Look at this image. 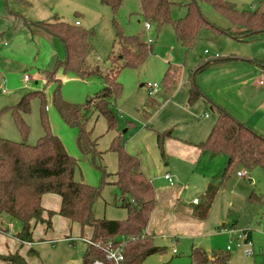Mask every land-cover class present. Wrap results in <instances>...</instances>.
<instances>
[{
    "label": "rangeland",
    "instance_id": "obj_1",
    "mask_svg": "<svg viewBox=\"0 0 264 264\" xmlns=\"http://www.w3.org/2000/svg\"><path fill=\"white\" fill-rule=\"evenodd\" d=\"M169 1L172 3L171 18L173 20L183 18L186 14L184 6L190 0ZM197 1L201 14L210 23L221 29H230L232 33L241 31L240 27L233 26L226 17L208 3ZM225 1L234 4L238 10H252L253 6L257 8L260 2H264V0ZM139 12L138 0H123L115 13L100 0H0V137L12 142L24 141L28 145H34L44 135L45 128H48L50 133L60 140L66 153L76 160L74 180L100 188L99 196L92 208V215L95 219L122 221L126 218L125 209L119 205V191L114 185L117 156L110 146L116 136H120L125 143L130 141L129 149L134 153H128L129 155L141 159L140 154H148L159 168L165 167L167 162L160 154L155 132H161L160 130H163L161 128L176 112L174 105H166L165 102L170 100L174 91L179 92L180 97H183L184 100L191 84L188 80L189 71L194 70L198 64L199 56L206 59V56L203 55L205 49L211 52L214 47L218 46L223 52H227L230 47H233L238 54H245L249 56L248 58L264 59V35L256 41L241 44L221 34H214L206 28H201L195 38L194 47L185 53L177 43L170 25H165L157 30L156 26L152 24L151 31H146L144 19ZM8 16L13 17V21ZM25 19L36 23L53 22L58 19L69 25H74L78 21L81 24L78 26L87 31V42L91 47V53L86 58V62L90 66L100 67L103 73L111 69L114 70L121 63L119 60L113 63L109 59L112 51L117 52V47L114 46L117 30L124 36L135 37L144 43H147L149 38L153 40V43L149 44L152 47V53L136 67L120 68L116 75L120 96L115 102H112V110L116 116L115 128L109 130L105 118L98 112L91 110L89 113L85 130L90 132L91 140L96 142V153L84 154L79 150L77 145L78 128L66 124L53 106L52 96L57 86L54 82L45 85L39 76L41 73L53 69L56 57L49 59L46 54L48 47L46 42L35 35L36 30L44 32L39 28H28L24 23ZM32 31L33 35L30 34ZM51 39L53 38L51 37ZM57 43H59L58 40ZM2 50L11 52L1 53ZM60 50L57 57L59 60L64 58L62 46ZM234 65L242 67L246 64ZM170 66L175 67L177 71L174 81L168 89L164 84V74ZM213 68L195 75L193 80L199 92L212 103L217 104L213 101L210 92L216 90V81L219 76L225 74L226 69L230 68L220 66V64L214 65ZM24 75L30 77L29 82H24ZM33 78H37L38 83L32 80ZM255 78H250L252 87H255ZM56 79L60 81L59 96L61 100L70 105L84 104L89 98L95 97L103 85L102 79L98 76L80 78L73 72L65 73L62 70L56 73ZM261 80H264V75ZM148 84H155L157 88L149 90ZM32 92H42L43 98L32 96L29 100L28 112L19 115L27 128L26 135H23L19 131L18 119L12 114L11 108L24 95ZM230 92L235 97L233 91ZM222 95L229 97V94L215 91V96L224 97ZM149 99L156 101L158 106H153L155 111L147 106ZM178 99L175 97V102H178ZM195 106L196 108L193 109ZM191 109L195 110L194 116L198 122L211 120L214 122L217 117L216 112L210 110V106H204L200 101L194 103ZM205 115L208 116V119L204 118ZM188 126L189 123H177L175 127L168 128H172L173 132L177 133L185 130ZM146 164L149 166L148 162ZM253 171L260 173L261 179L258 182L264 184V173L260 169ZM262 213L264 211H261L256 219L251 218L247 222L248 224L240 227V229L248 227L250 230L251 256H246L243 249L236 247L231 241L228 264H264V214ZM8 219L6 215L2 216L0 219L2 228H7ZM19 230L20 223L11 220L9 235H15ZM89 232L88 228L83 229V235ZM49 235V237L41 238L52 239L53 243L39 241L32 246L38 252L40 262L61 264L62 261L72 258V256L80 257L79 252L83 258L87 243L82 238H75L80 236L79 226L68 224L65 230L61 231L58 228ZM68 235L75 238L73 246H70L71 242L63 239ZM34 240L37 239L34 238ZM218 244L217 242L215 246L219 247ZM226 245L224 246L226 247ZM172 247L176 248V254L171 253ZM172 247L168 249L165 247L163 252L153 256L154 259H158L160 264H192L188 253H183L180 246ZM216 247H213V250H217Z\"/></svg>",
    "mask_w": 264,
    "mask_h": 264
},
{
    "label": "trees",
    "instance_id": "obj_2",
    "mask_svg": "<svg viewBox=\"0 0 264 264\" xmlns=\"http://www.w3.org/2000/svg\"><path fill=\"white\" fill-rule=\"evenodd\" d=\"M100 1L115 13L123 0ZM201 1L221 13L233 26L240 27L241 31L232 33L230 29H221L210 23L201 14L197 0H190L184 6L185 16L177 20L171 18L172 3L169 0H138L139 13L145 23L154 24L157 30L170 25L177 43L185 53L194 47L195 38L201 28H206L214 34H226L239 42H249L264 33V2H260L259 6L252 10H238L234 4L225 0ZM24 23L28 28H39L61 42L64 58L56 60L53 69L41 73V76L45 85L52 82L56 84L52 104L66 124L78 128L79 150L84 154L96 153V142L91 140L90 132L85 130L89 113L91 110L98 112L105 118L109 130L115 128L116 116L112 110V102L120 96L116 75L120 68L139 65L152 53V47L135 37L124 36L117 30L114 39L117 52L112 51L109 59L113 63L118 60L121 63L114 70L103 73L100 67L90 66L86 62L91 53L87 31L58 19L53 22L24 21ZM255 62L264 69V60ZM210 64L211 62H201L192 71L188 104H193L201 97L193 78ZM59 70L65 73L73 72L80 78L98 76L103 83L101 91L82 105L67 104L59 96L60 81L56 79ZM176 71L172 66L166 70L164 84L167 88L173 83ZM32 96L43 98L42 92H32L24 95L11 108L12 114L18 119L19 131L23 135H26L27 128L19 115L28 112ZM149 102L147 106L154 110L153 106L157 104L151 99ZM212 108L217 114L216 120L207 138L197 146L211 154H224L227 164L220 177L207 186L203 204L194 212V216L199 219H205L217 191L234 171L240 169L250 173L254 169H260L264 173V136L238 121L222 107L213 104ZM170 136L171 130L156 133L161 151L163 140ZM124 144L121 137L116 136L110 146L117 156L114 185L119 191V205L126 211L124 220L114 221L93 217L92 208L99 196L100 188L74 180L76 160L66 153L60 140L52 135L48 128H45L44 135L34 145H28L24 141L12 142L0 137V219L6 215L9 224L11 220L20 223V230L16 234L20 244L33 242V229L36 224H43L46 230H50L54 215L77 224L81 237L84 236V228L90 229V235L87 237L90 243L81 264H91L95 260L103 261L104 245L107 242L116 244L120 239L125 240L122 264H142L146 257L161 253L162 249L152 246L144 234L155 206L153 186L141 172L138 157L129 155ZM46 194H53L59 198L60 205L56 212L45 210L41 206V198ZM252 199L259 198L252 192L248 200ZM8 231V228L0 226L1 233ZM28 254L34 256L36 252L30 249ZM189 258L192 264H227L229 261L227 253L212 252L209 258L204 251L196 248L191 250ZM0 261L4 264H27L17 252L0 255Z\"/></svg>",
    "mask_w": 264,
    "mask_h": 264
},
{
    "label": "crops",
    "instance_id": "obj_3",
    "mask_svg": "<svg viewBox=\"0 0 264 264\" xmlns=\"http://www.w3.org/2000/svg\"><path fill=\"white\" fill-rule=\"evenodd\" d=\"M253 8H255V6H253L252 9ZM8 17L13 21V17ZM20 21L22 22V20ZM24 21L36 23L29 19H25ZM79 26H81V24H79ZM144 29L146 31H151L152 24H149V28L146 29L144 22ZM33 33V31L30 32L31 35H33ZM35 35L36 37H41L42 41L46 42L48 46L46 54L49 59L51 60L56 57V60H59L57 57L61 51V42L57 38L42 33L39 30L35 31ZM221 35L234 42L246 44V42H239L226 34ZM262 35H264V33L250 42L258 40ZM51 37L53 39H51ZM56 39L59 41L60 45H58L59 43H57ZM148 40H151L149 44L153 43L152 39L149 38ZM4 45L6 46V44ZM214 48L211 50L212 53L206 49L203 51V55L206 56V59H202V56H199L198 64H196L194 69H196L201 62H211V64L198 74L212 70L211 68L216 64H220V66L223 67L228 66L230 69H226V73L219 76L216 81L217 86L215 89L218 93L224 92V94H229V97L224 95H222L224 97H217L215 96L216 90H212L210 95L213 101L217 103L215 105L222 107L238 121L264 136V80H261L264 75V69L255 62V60L264 59L248 58L249 56L245 54H238L233 47H230L227 52H223L218 46ZM205 51H207V53H205ZM10 52L11 51L8 50L1 51V53ZM216 55H218L217 58L215 57ZM229 57L234 58L228 59ZM234 64H246L244 65L246 67H238V65ZM192 71L193 70L189 71L188 76L190 83ZM256 76L257 78H255ZM39 77L43 81V77ZM252 77L255 78V87H252L250 84V78ZM32 80L38 83L37 78H33ZM188 91L189 88L184 100L183 97H180L179 92L174 91L172 93L173 96H170V100L165 102L166 105H174L176 112L174 114L172 113V117L161 128L163 130H160L161 132L171 130V136L165 138L162 142V151L157 142V132H155L156 143L160 150V154L164 158V161L167 162L165 167L162 169L159 168L157 164H155L154 159L148 154H140L141 159L138 157L140 160V170L150 180L155 198V206L150 214L144 234L149 243L152 246L162 249V252L165 250V247L168 249L176 245L178 247L180 246L181 251L186 254L188 253V255H190L193 248L204 251L209 258L212 252L217 251L229 255L226 248L231 241H235L236 232L229 233L228 230L222 231V229L239 230L240 227H243L251 218L256 219L260 215V212L264 211V184L258 182L261 178L260 173L256 171L247 173L245 177H238L236 171H234L217 191L205 219H199L194 216V212L203 204V195L207 186L213 182L214 179L220 177L224 171L227 158L224 154H211L201 150L197 146L207 138L215 121L198 122L195 120V110H193L197 105L193 109H191V106L200 101L204 106H210V110L215 111V109L212 108L214 103L202 94L193 104H188ZM230 91H233L235 97L231 95ZM175 97L179 98L178 102H175ZM151 100L154 104H157L155 100ZM204 118L208 119V116L205 115ZM177 123H189V126L185 130L174 133L172 128L175 127ZM170 126L172 127L171 129L168 128ZM129 142L125 143L124 147L127 153L132 154L134 152L129 149ZM146 162L149 163V166ZM165 175L171 177L172 184L165 179ZM252 192L255 193L259 199L248 200ZM194 199H197L196 204L192 203ZM59 205L60 200L56 195L46 194L41 198V206L45 210L56 212ZM68 224L71 226L73 223L58 215H54L52 218V228L50 230H46L43 224H36L33 229V242L24 244L19 243L16 238L17 233L11 236L9 235V231L7 233L0 232V255L17 252L25 259L27 264H43L38 260V252L32 247L33 244L39 241L53 243L54 241L52 239H43L41 237H49V234H52V232L58 228L61 231L65 230ZM6 227L9 229L11 224L8 223ZM88 234L90 235V232ZM88 234L75 238H82L83 241L87 243ZM249 237H251L250 232ZM34 238L37 240H34ZM75 238L68 235L64 236L63 239L71 242L70 246H73L75 244ZM217 242L219 243L218 245H220L219 247L215 246ZM224 245H226V247ZM213 247H216L217 250H213ZM30 249L36 252L34 256L28 254ZM171 253L176 254V248L172 247ZM156 254L146 257L142 264H160L161 262L153 257ZM79 255L80 257L77 256V258L72 256V258L62 261L61 264H81L83 258H81L80 252ZM0 264L4 263L0 261Z\"/></svg>",
    "mask_w": 264,
    "mask_h": 264
},
{
    "label": "built area",
    "instance_id": "obj_4",
    "mask_svg": "<svg viewBox=\"0 0 264 264\" xmlns=\"http://www.w3.org/2000/svg\"><path fill=\"white\" fill-rule=\"evenodd\" d=\"M76 26L79 25V22L75 23ZM145 28L148 29L149 28V23H145ZM151 40H148V43H150ZM205 53H207L205 51ZM216 58L218 57V55L215 56ZM24 82H29L30 81V77L27 75H24L23 77ZM261 83V81H260ZM149 90H155L157 88V86L155 84L152 85H147ZM236 175L238 177H245L247 175V171L246 170H239L236 172ZM165 179L172 184V179L169 175H165ZM193 204L197 203V199H194L192 201ZM229 233H233L234 231L236 232V239L233 242V244L236 247L242 248L243 252L246 256H251L252 254V241L249 237V228L246 227L244 229H240V230H234V229H222V231H227ZM131 240H134V238H130ZM87 243L89 244L90 242L87 240ZM98 245V244H96ZM124 247H125V240L124 239H120L118 241V243L113 244L112 242H107L104 247H103V251H104V260H95L93 261L91 264H122L124 261V256H123V252H124ZM227 251H229L231 249V245L229 244L227 246Z\"/></svg>",
    "mask_w": 264,
    "mask_h": 264
}]
</instances>
